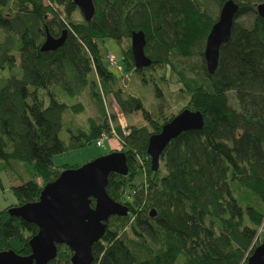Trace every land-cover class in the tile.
Listing matches in <instances>:
<instances>
[{
	"label": "trees",
	"instance_id": "16d2710c",
	"mask_svg": "<svg viewBox=\"0 0 264 264\" xmlns=\"http://www.w3.org/2000/svg\"><path fill=\"white\" fill-rule=\"evenodd\" d=\"M210 1L94 0L95 15L86 21L75 17L80 9L74 0H0V187L2 171L12 183L20 181L11 187L17 202L0 209V252L31 254L38 227L11 209L37 201L63 170L78 167L55 166L53 157L115 135L129 172L111 173L107 192L128 214L106 221L102 239L92 246V264L247 263L264 241V18L256 10L262 0H235L231 38L213 74L203 56L218 19ZM214 1L221 10L226 0ZM64 29L63 46L41 50L47 31L58 37ZM139 30L152 60L146 68L135 67L131 50L132 32ZM106 38L122 45L120 75L101 49ZM195 50L200 60L191 66L173 62ZM158 67L163 72L155 81L178 86L188 98L178 112L201 111L204 126L173 139L153 171L149 138L175 113L164 115L161 106L153 114L121 82L131 71ZM85 90L99 120H77L85 111L78 99ZM116 106L126 114L141 111L146 124L122 126L109 111ZM63 130L69 141L61 138ZM72 253L59 245L49 264H72Z\"/></svg>",
	"mask_w": 264,
	"mask_h": 264
},
{
	"label": "water",
	"instance_id": "95a60500",
	"mask_svg": "<svg viewBox=\"0 0 264 264\" xmlns=\"http://www.w3.org/2000/svg\"><path fill=\"white\" fill-rule=\"evenodd\" d=\"M74 3L86 21L92 20L96 11L94 0H74ZM238 10V2L226 0L207 36L204 57L210 74L217 69L222 45L231 38ZM256 10L264 18V2L257 4ZM67 35V29L58 37L47 31L41 50L56 51L64 45ZM146 43L143 30L132 32L131 50L136 68H146L152 63L145 52ZM203 126L204 116L199 110L185 108L175 114L160 132L149 138L147 153L151 157V169H159L161 155L173 139L186 131L201 130ZM128 172L126 155L118 150L63 170L56 180L44 186L37 201L12 207L13 215L37 225L38 232L30 241L31 254L0 252V264H49L57 257L59 245L71 249L72 264H92V246L102 239L106 221L114 215L128 214V207L107 192L109 175H127ZM93 200L94 206L91 204ZM151 215L155 213L152 211ZM246 264H264V241L255 247Z\"/></svg>",
	"mask_w": 264,
	"mask_h": 264
},
{
	"label": "rangeland",
	"instance_id": "374dc122",
	"mask_svg": "<svg viewBox=\"0 0 264 264\" xmlns=\"http://www.w3.org/2000/svg\"><path fill=\"white\" fill-rule=\"evenodd\" d=\"M261 2H264L262 0ZM261 2H258L261 3ZM210 12L215 16H219L220 8L215 3L214 0H211L208 4ZM81 11L77 10L75 12V17L80 18ZM252 20V16L250 17ZM3 40V35L0 33V41ZM101 49L103 52L110 53L113 55L117 62L121 65V70H123V53H122V45L117 42L115 39L106 38L103 42H101ZM200 60V55L198 54V50H195L193 54L188 58H181L179 56H173V62L180 66H191L192 64L198 62ZM111 69L117 74L120 75L118 70L111 66ZM163 70L161 67L156 68L155 71L144 70L143 73L139 75L135 71H131L128 74V78H125L123 82V87L126 88L132 94L139 96L145 107L150 110L153 114L158 115L159 109L161 108V112L164 115L171 116L172 114H177L180 108H182L187 101L186 95H183L178 91V86L171 85L169 88L164 84H159V78L162 74ZM8 75L7 73H4ZM158 80L157 82L155 81ZM159 84V87L162 91V96H156V84ZM85 105V111L77 116V120L79 122H84L86 118L93 117L95 119H100L97 108L92 103L88 90L82 92V94L78 98ZM230 99L234 106H237L236 100L234 98V92H230ZM111 113L115 112L117 115V122H119L122 126H129L131 124L141 125L146 124V121L143 118L142 112H134V113H124L118 106L109 110ZM116 124L115 121L113 122ZM61 138L65 141H69L68 133L63 130L61 132ZM121 149V142L117 136H113L111 138H107L105 140V144L103 147H99L96 145L95 141L92 143H88L84 146L78 147L76 149H71L62 154H57L53 157V161L55 166H81L94 158L107 154L110 150L116 151ZM163 164V161H160V166ZM3 187H0V209L5 208L6 206L12 205L17 202L15 195L12 192L13 184H20V181H16L12 183L9 179V174L2 171L1 173ZM142 177H138L137 181L141 182ZM139 189V188H138Z\"/></svg>",
	"mask_w": 264,
	"mask_h": 264
},
{
	"label": "built area",
	"instance_id": "2783aa9c",
	"mask_svg": "<svg viewBox=\"0 0 264 264\" xmlns=\"http://www.w3.org/2000/svg\"><path fill=\"white\" fill-rule=\"evenodd\" d=\"M109 61L111 63V65L118 69V70H121V65L117 62L116 58L113 56V55H109ZM107 139V136L106 135H102L100 138H98L95 143L97 146L99 147H103L104 144H105V140Z\"/></svg>",
	"mask_w": 264,
	"mask_h": 264
},
{
	"label": "bare ground",
	"instance_id": "6f19581e",
	"mask_svg": "<svg viewBox=\"0 0 264 264\" xmlns=\"http://www.w3.org/2000/svg\"><path fill=\"white\" fill-rule=\"evenodd\" d=\"M47 1V0H46ZM202 3V2H201ZM10 11V10H9ZM78 25V24H77ZM75 29V28H74ZM43 37V36H42ZM205 42V41H204ZM83 47V46H82ZM87 49V48H86ZM205 49V48H204ZM101 53V52H100ZM201 53H202V51H201ZM92 55V54H91ZM204 56V55H203ZM207 66V65H206ZM206 69H207V67H206ZM123 77V76H122ZM77 89V88H76ZM65 92V91H64ZM66 92H68V91H66ZM72 93V92H71ZM63 95V94H62ZM110 128V127H109ZM162 129V128H161ZM161 131V130H160ZM108 135V134H107ZM146 151H147V149H146ZM150 214V213H149ZM38 232V231H37ZM147 236V235H146ZM148 238V237H147Z\"/></svg>",
	"mask_w": 264,
	"mask_h": 264
}]
</instances>
